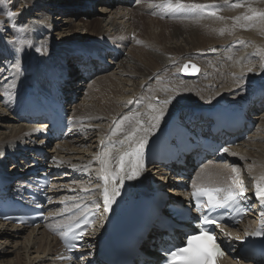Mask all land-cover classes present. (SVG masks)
<instances>
[{"label":"bare ground","instance_id":"1","mask_svg":"<svg viewBox=\"0 0 264 264\" xmlns=\"http://www.w3.org/2000/svg\"><path fill=\"white\" fill-rule=\"evenodd\" d=\"M80 1L79 8L64 7L63 0L46 4L43 0L5 2L15 13L8 24H0V174L5 179L22 185L30 170L50 173L57 169L61 177H52L54 185L58 180L60 187L51 194L59 192L60 201L69 193L89 188L103 163L109 169L115 153L107 146L108 141L122 145L125 151L127 143L148 142L173 113L183 108H211L233 100L240 105L249 103L248 117L253 116L256 129L248 133L247 140L228 149L226 164H207L199 169L193 184L256 187L264 180V0L241 2L239 8L233 6L235 0H152L156 5L147 0ZM176 2L181 4L178 8L167 7ZM92 3L103 4L99 12L106 18L91 17L85 11L88 18L76 23V11L92 7ZM132 3L136 4L133 8ZM201 5L209 7H197ZM55 7L69 15L63 21L57 16L53 23L49 13ZM33 8L36 12L29 14ZM139 15L149 17L146 24L135 20ZM169 25L174 27L170 32L161 28ZM191 25L197 28L181 29ZM113 51L120 57L112 66ZM81 52L105 55L110 68L83 61ZM14 55L19 69L12 67ZM186 62L198 65L199 74L181 81L179 71ZM51 68L69 77L63 92L69 103L68 115L77 128L71 138L55 142L45 139V122L28 124L18 118L19 110L33 99L31 86L34 89L41 79L48 78ZM85 73L94 75V80L88 83ZM161 112L163 117L152 127L154 117ZM47 155L53 159L41 170ZM154 169L171 188L166 193L169 199L179 193L174 188L176 179L167 169ZM78 171L88 177L87 183L73 175ZM147 191L152 189L145 181H135L125 202L138 200ZM56 205L51 209L60 212ZM257 219L249 216L241 227L252 230ZM56 225L25 228L0 222V264H69L60 253L58 237L52 235ZM150 245L155 246V241ZM148 254L159 259L154 251Z\"/></svg>","mask_w":264,"mask_h":264},{"label":"snow or ice","instance_id":"2","mask_svg":"<svg viewBox=\"0 0 264 264\" xmlns=\"http://www.w3.org/2000/svg\"><path fill=\"white\" fill-rule=\"evenodd\" d=\"M197 7L204 8L209 6L201 5ZM211 14L214 15L215 12H212ZM7 15L12 17L14 13L8 12ZM245 19H251V17H245ZM13 51L15 53L16 50ZM37 51H39V49H37ZM13 59L15 60V55ZM12 67L19 69V61L15 60V62L12 63ZM192 68L195 69L196 66L192 65ZM184 70L188 71V65L184 66ZM249 71H251V69H249ZM169 102L170 101H164L163 103ZM162 117L163 112H161L159 116L154 117L156 124H153L152 127H156ZM125 119H127V117H125ZM121 143H123V141H121ZM146 143L147 140L142 139L138 147L134 149L133 152L137 156H140ZM222 151L227 152L228 148H223ZM126 155L129 154L126 153ZM120 159L123 161V157ZM138 174L137 169L133 168L130 173L126 174V178L128 180H132ZM112 179L114 182L119 180V186H122L125 176L113 174ZM261 179H264V177H261ZM103 180L105 182L103 191L104 211L107 212L110 210L111 205L116 201V197L120 195V187L114 186L110 193L107 187L108 176H104ZM224 191L225 190L223 188H205L197 189L196 192L193 193V197L196 198V204L194 206L195 211L199 213V215L194 218V229L191 233L186 234L185 243L182 247H174L165 252L166 264H216V257L223 256L225 254L221 249L220 244L217 242V233L213 228V225L215 228H220L223 235L231 237V234L223 232V228L221 227L223 217L213 215V213H215L218 209L231 207L236 204L238 200L242 201L247 199V196L242 186L235 192L229 190L225 196L219 195ZM201 194L207 197L206 201L201 199ZM254 195L261 202V205L264 206V187H261L259 183L256 184V191ZM68 231L71 232L72 228L69 227ZM251 234L264 235V228L256 231L255 233H250V235ZM61 237L64 238V234H61ZM236 239H239V237H236Z\"/></svg>","mask_w":264,"mask_h":264},{"label":"rangeland","instance_id":"3","mask_svg":"<svg viewBox=\"0 0 264 264\" xmlns=\"http://www.w3.org/2000/svg\"><path fill=\"white\" fill-rule=\"evenodd\" d=\"M248 0H235V1H233V2H235V4L233 5L234 7H238L239 8V6H235V5H239L241 2H247ZM262 1V0H261ZM6 0H0V6H2L3 8H1V10H0V24H2L3 23V25H6V24H8L7 22L9 21V19L10 18H12V17H9V16H7V13L8 12H14V9H12V8H10V7H8V5H5L6 3ZM43 2L46 4V3H58L57 2V0H43ZM65 2V3H64ZM80 0H63V2L61 3L62 5H64V7L65 6H67V7H71V5H73L74 6V8H79L78 6H79V4H80ZM237 2V3H236ZM79 3V4H78ZM146 3H151L152 5H156L157 4V2H154V1H152V0H147L146 1ZM92 5V7H87V9H80V10H77L76 12V15L74 16V19H75V21H76V23L81 19V18H88V16H86L85 14H86V12L87 13H91V17H93V16H101V15H103L104 16V18H106V14H102V13H100L99 11V9H100V6L101 5H103L102 3L100 4V3H92L91 4ZM131 6V8H133L134 6H136V4L135 3H132V4H130ZM171 4H167V7H169V9L170 10H174V9H176V8H178L181 4H179V3H172V5L170 6ZM156 7H158V5L156 6ZM55 9V10H54ZM59 9V10H58ZM12 10V11H11ZM47 10H50V7L49 8H47ZM64 9L63 8H57V7H55V8H52L51 9V12L49 13L50 15H51V20H52V22L53 23H55V21H58V19H57V16L59 17V21L60 20H62L63 21V18H64V16L65 15H69L68 13H64V12H62ZM84 10V11H83ZM2 11H3V13H2ZM7 12V13H5V12ZM30 12H29V14L31 13V14H34L35 12H36V9H31V10H29ZM35 11V12H34ZM86 11V12H85ZM211 12V11H210ZM136 14H137V12H136ZM136 14H134V15H136ZM139 14H142V13H139ZM14 15H15V13H14ZM168 16H171V15H168ZM172 17V16H171ZM149 17H146V16H140L139 15V17L138 18H135V20H137L138 21V19L141 21V22H144L145 24L147 23V19H148ZM151 18V17H150ZM159 19L161 20V21H166L167 19H169L168 17H163V18H160L159 17ZM144 20V21H143ZM139 21V22H140ZM167 21H171V20H167ZM177 23V22H176ZM174 25V24H173ZM195 25H191V26H182V28L181 29H183V30H186V29H190V28H197L196 26L194 27ZM163 30H165L166 32H170V29H172V28H174V27H170V25H169V28H167V27H161ZM96 34V33H95ZM183 37H184V35H183ZM159 54V53H158ZM107 58L108 57H104V60L105 61H107ZM92 80H94V79H92ZM90 83V82H89ZM80 99H81V97L80 98H77V100L78 101H80ZM256 114V113H255ZM12 120V119H11ZM10 167V166H9ZM8 167H6V169H7ZM8 171H10V168H8ZM152 177H153V179H157L156 181L157 182H159L158 180H162V179H160L157 175H156V172H155V170H153V171H151V174H150ZM163 182H164V184L165 185H167V183L165 182V180H162ZM169 186L167 185V187H165V191L167 192V190L169 191ZM34 247H36V245H34Z\"/></svg>","mask_w":264,"mask_h":264}]
</instances>
